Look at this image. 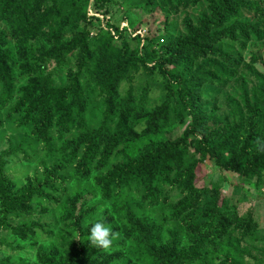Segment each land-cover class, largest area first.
Wrapping results in <instances>:
<instances>
[{
	"label": "trees",
	"instance_id": "obj_1",
	"mask_svg": "<svg viewBox=\"0 0 264 264\" xmlns=\"http://www.w3.org/2000/svg\"><path fill=\"white\" fill-rule=\"evenodd\" d=\"M106 1L0 0V129L14 140L0 158V228L22 241L46 234L36 222L7 220L45 215L47 201L64 229L52 226V243L37 248L34 264H243L240 243L256 225L218 188H196V169L209 160L240 177L264 175V76L253 74L251 97L242 89L245 115L237 124L211 128L215 111H204L201 101L211 99L207 88H224L238 73L241 60L222 42L262 40L264 0H208L183 37L162 43L159 28L143 38L112 26L114 35L100 28L91 35L97 19L87 7ZM200 1L141 0L144 12H162L165 20ZM242 12L256 21H241ZM139 73L148 82L135 88ZM151 88L159 91L153 107ZM175 121L187 122L177 139L155 138ZM39 146L49 173L42 185L14 191L3 157ZM74 183L89 187L90 203L80 202L85 188L65 195ZM168 187L182 194L176 204H166ZM96 199L107 204L104 219L119 234L108 249L86 242L89 221L98 219ZM155 208H169L173 228L150 217Z\"/></svg>",
	"mask_w": 264,
	"mask_h": 264
},
{
	"label": "rangeland",
	"instance_id": "obj_2",
	"mask_svg": "<svg viewBox=\"0 0 264 264\" xmlns=\"http://www.w3.org/2000/svg\"><path fill=\"white\" fill-rule=\"evenodd\" d=\"M208 0H201L200 3L191 8L179 9L177 13L172 14L165 20L162 12L156 11L152 16L148 15L142 9L141 0H107L105 4L95 9L93 3H89L87 7V15L97 19L95 28L92 30L93 35L95 29L100 28L114 35L115 31L110 26L117 28L122 35H127L128 39L138 36L143 38L149 33H154L155 29L161 31L159 41L174 40L185 35V25L190 20L196 22L200 14L207 11ZM264 8V5H263ZM241 21H253L256 19L252 13L242 12ZM109 25V26H108ZM261 29L264 33V20ZM118 36L116 37V39ZM241 40L237 42L224 41L220 45L230 56L241 60L238 73L233 81L224 88H207L210 94V100H202L201 106L204 111L209 114L211 110L215 112L216 121L211 122V128L221 129L232 124H237L240 117L245 115L244 103L242 100V89L248 92L251 97L256 81L253 74L264 76V35L262 40L258 42H248L241 47ZM143 41L141 42V45ZM73 66V63H70ZM52 62L48 64V71H52ZM250 70L254 71L250 74ZM148 82L144 74L139 73L131 83L135 88L144 87ZM129 84L122 83L120 92L125 93ZM159 91L156 88L149 90V106L153 107L158 103ZM187 122L179 123L177 121L171 123L162 129L155 136L156 139L174 141L177 139ZM138 131L141 128L137 129ZM222 136L226 135L224 130L219 132ZM12 133L6 128L0 129V158L3 152H6L9 146L14 143ZM41 146L27 150L23 148V154L16 156L3 157L4 176L14 185V191L24 187L27 182L33 185H42V181L46 178L51 168V163H46L42 158ZM199 159V156L197 157ZM115 162L114 158L111 163ZM85 188L88 192L80 200V202L89 201L91 193L86 185L78 186L77 183L71 184L66 188L65 195H70L75 188ZM195 187L208 189L216 187L220 191L221 198L226 199L231 206H234L240 216L251 215L256 229L240 243L243 252V264H264V175L244 178L233 173L221 170L211 161L205 160L198 164L196 169ZM169 198L166 204H176L181 199V192L175 187H168ZM206 205V204H205ZM201 207L203 209L206 206ZM43 206L49 209L47 214H42L39 210L33 212L31 216L25 214L11 215L7 222L16 225H28L36 222L44 226L45 232L40 234L37 239L30 241H22L10 236L6 231L0 228V264H34L35 253L39 246H49L52 243V226L54 232L63 230L64 226L56 221L55 215L58 212L54 209L52 213V203L43 202ZM92 207L99 209L97 218L101 215L105 217L108 211L106 203L96 199L91 203ZM169 208H155L149 214L151 218L162 221L166 228H173L174 224L168 218ZM0 208V220L2 218ZM39 232V231H38Z\"/></svg>",
	"mask_w": 264,
	"mask_h": 264
},
{
	"label": "clouds",
	"instance_id": "obj_3",
	"mask_svg": "<svg viewBox=\"0 0 264 264\" xmlns=\"http://www.w3.org/2000/svg\"><path fill=\"white\" fill-rule=\"evenodd\" d=\"M118 235L101 215L99 219L89 221L86 242L93 248L108 249L113 245Z\"/></svg>",
	"mask_w": 264,
	"mask_h": 264
}]
</instances>
